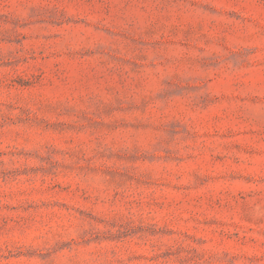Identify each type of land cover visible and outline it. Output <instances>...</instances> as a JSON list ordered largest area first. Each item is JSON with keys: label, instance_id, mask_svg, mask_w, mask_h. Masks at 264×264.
I'll return each mask as SVG.
<instances>
[{"label": "rangeland", "instance_id": "rangeland-1", "mask_svg": "<svg viewBox=\"0 0 264 264\" xmlns=\"http://www.w3.org/2000/svg\"><path fill=\"white\" fill-rule=\"evenodd\" d=\"M0 264H264V0H0Z\"/></svg>", "mask_w": 264, "mask_h": 264}]
</instances>
